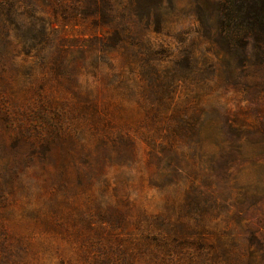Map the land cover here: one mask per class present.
<instances>
[{"label": "rangeland", "instance_id": "obj_1", "mask_svg": "<svg viewBox=\"0 0 264 264\" xmlns=\"http://www.w3.org/2000/svg\"><path fill=\"white\" fill-rule=\"evenodd\" d=\"M134 1L0 0V264H264V70Z\"/></svg>", "mask_w": 264, "mask_h": 264}, {"label": "trees", "instance_id": "obj_2", "mask_svg": "<svg viewBox=\"0 0 264 264\" xmlns=\"http://www.w3.org/2000/svg\"><path fill=\"white\" fill-rule=\"evenodd\" d=\"M71 1L83 6L88 3L101 24L110 23L116 12L113 0ZM140 1L135 0V5ZM153 1L147 0L150 4ZM196 14L208 33L218 35L223 50L228 53L239 50L242 62H252L264 70V0H204L197 5ZM204 214L206 211L199 213ZM237 240L236 234L231 236L232 242Z\"/></svg>", "mask_w": 264, "mask_h": 264}]
</instances>
